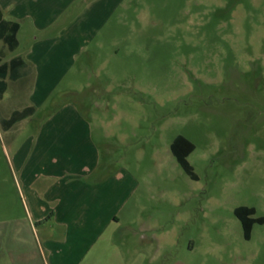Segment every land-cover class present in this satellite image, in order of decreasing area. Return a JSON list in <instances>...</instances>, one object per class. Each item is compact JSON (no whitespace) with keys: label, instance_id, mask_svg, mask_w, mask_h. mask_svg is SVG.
<instances>
[{"label":"rangeland","instance_id":"1","mask_svg":"<svg viewBox=\"0 0 264 264\" xmlns=\"http://www.w3.org/2000/svg\"><path fill=\"white\" fill-rule=\"evenodd\" d=\"M18 2L30 12L20 39L38 57L42 26L64 35L45 94L31 81L0 103L4 115L39 104L9 131L0 120V221L19 224L7 234L12 263H46L21 174H37L44 191L40 173L57 169L45 159L63 147L60 178L100 189L104 218L120 221L80 260L64 250L50 261L45 246L51 264H264V224L247 240L234 214L247 205L264 216V0ZM180 134L196 145L188 160L198 180L171 151Z\"/></svg>","mask_w":264,"mask_h":264},{"label":"crops","instance_id":"2","mask_svg":"<svg viewBox=\"0 0 264 264\" xmlns=\"http://www.w3.org/2000/svg\"><path fill=\"white\" fill-rule=\"evenodd\" d=\"M18 3V0H0L3 19L19 24V30L16 34V43L10 40L12 48H10L4 40L0 41V43H2L0 46V66L4 64L10 66L11 62L15 61L12 74L10 75L11 72L9 70L7 77L5 78L8 87L3 97L0 99V103L5 101V96L8 92H11V96L14 98L19 97L21 88L25 86L23 83L31 81H37L40 87L37 89L38 93H36L35 96H43L47 89L53 84L55 80L54 77L59 73L58 69H54L53 64L56 60L52 57V49L55 46L59 47L57 44H59V41L61 40L60 37L64 35V32L60 31L59 33L48 34L47 32L49 31L50 24L42 26L41 28H44L45 31L41 34L39 33V35H36L33 38V41L41 50L40 57H38L37 52L31 50L30 43H32V41L29 40V38L24 41L20 39L23 21L29 16L30 12L26 11L25 6L23 9H21L22 6L21 8L20 6L18 7ZM50 28H52V25ZM9 33L12 34L11 31H9ZM67 42H69L66 45H69L68 49H70V53H75V40L71 39ZM72 45L74 47L70 48ZM38 105L39 104L34 101L29 105L21 107V109L13 108L8 115H4L0 110V120L3 129L9 131L16 124L35 115L38 110ZM28 108H32V110H28ZM23 110H28V115L13 125L10 124L9 119L11 116L15 112ZM73 115H76V112L73 113ZM77 118L79 119L78 115ZM56 127L55 124L44 125V128L47 130H55ZM67 146L68 145L66 144V147ZM63 150H68V148L61 147L59 151L60 155H58L55 160H53L52 157L50 158V161L49 158L45 159L46 162L52 165V168L54 167L57 169H54V171L46 170L45 172L40 173L41 176H39L42 178L44 177L50 182L49 184H51L44 191L41 190V188H35L36 186L34 182L32 183L34 177L37 180V174L33 176L29 171L27 173L25 172L23 176L21 174V178L26 185L28 198L30 200L29 232H32L37 239L46 261L45 264H51L50 261L54 260L56 257L59 258V255H61L60 252L64 250H68V256L75 254L76 260L82 259L90 251H93L94 247L97 245L102 232V227H104V225L106 226L111 220L115 222L120 221V217L116 213L110 215L106 214L104 218V213H102L101 207L103 208L107 203L103 202V204H101V198L105 197V195H103L100 189H97L84 181H77L78 185L75 187L69 186L63 168L55 167L58 163V157L65 154L62 153ZM62 175L66 179H61L60 176ZM16 179L18 180L17 183L20 189H22L24 198H26L20 177L18 178L17 174ZM40 195L45 196L43 197L46 200L45 206H41L40 204L43 203L41 202ZM49 213L52 215L48 216L43 221L45 216ZM4 226L5 229L0 230V264H5V260L8 261V264H14L12 262H14L15 256L13 255V257H11L9 251H6L10 246V243L8 244L10 235L7 234H11V228L13 226L19 227V224H17V220L15 219L11 222L1 220L0 228ZM50 226L52 227L51 232H49ZM63 228L65 231H63ZM19 234L20 233H17V236H19ZM45 246L51 253L49 255L50 261L46 258L47 253ZM12 252L13 254L17 253L16 250H13ZM16 263L25 264L26 259L17 258Z\"/></svg>","mask_w":264,"mask_h":264},{"label":"trees","instance_id":"3","mask_svg":"<svg viewBox=\"0 0 264 264\" xmlns=\"http://www.w3.org/2000/svg\"><path fill=\"white\" fill-rule=\"evenodd\" d=\"M18 30V23H13L3 19V13L0 8V41L4 40L9 47L12 48L10 40L16 43V34ZM9 31H11L12 34H10ZM14 65L15 61H12L10 66L7 64L0 66V99L3 97L8 87L5 78L7 77L9 70L11 72L10 75L12 74ZM28 110H32V108H28ZM28 110L15 112L9 119V123L13 125L20 119L26 117L28 115ZM195 149V143L182 134L176 136L171 144V151L184 171L194 180H198L199 176L188 160V157L195 151ZM234 214L240 220L244 231V237L247 240L251 239L252 232L256 224H264V216H256L257 210L255 207L240 205L234 209Z\"/></svg>","mask_w":264,"mask_h":264}]
</instances>
